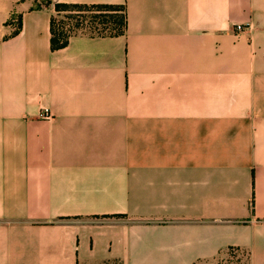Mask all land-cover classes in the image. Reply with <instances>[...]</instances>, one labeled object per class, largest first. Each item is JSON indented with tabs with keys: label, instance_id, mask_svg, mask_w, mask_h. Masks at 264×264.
<instances>
[{
	"label": "crops",
	"instance_id": "obj_1",
	"mask_svg": "<svg viewBox=\"0 0 264 264\" xmlns=\"http://www.w3.org/2000/svg\"><path fill=\"white\" fill-rule=\"evenodd\" d=\"M52 1L127 29L0 0V264H264V0Z\"/></svg>",
	"mask_w": 264,
	"mask_h": 264
},
{
	"label": "trees",
	"instance_id": "obj_2",
	"mask_svg": "<svg viewBox=\"0 0 264 264\" xmlns=\"http://www.w3.org/2000/svg\"><path fill=\"white\" fill-rule=\"evenodd\" d=\"M53 7L57 13L71 8H84V9H95L98 15L94 17L91 22V28H93L97 35H109V36H120L126 32L127 29V16L124 7H112V6H93V7H77L68 6L62 4H54L52 0H38L36 9H42V7ZM21 22L19 23V25ZM64 24L58 25L55 16L52 17V49L58 50L64 48L68 39L72 35H66L64 32Z\"/></svg>",
	"mask_w": 264,
	"mask_h": 264
},
{
	"label": "rangeland",
	"instance_id": "obj_3",
	"mask_svg": "<svg viewBox=\"0 0 264 264\" xmlns=\"http://www.w3.org/2000/svg\"><path fill=\"white\" fill-rule=\"evenodd\" d=\"M54 9V16L56 22L59 24L63 23L64 32L66 35L75 34H93L97 35L93 28H91V22L98 15L95 9H84V8H71L63 11L62 13H57ZM227 264H240L237 262L230 261Z\"/></svg>",
	"mask_w": 264,
	"mask_h": 264
},
{
	"label": "built area",
	"instance_id": "obj_4",
	"mask_svg": "<svg viewBox=\"0 0 264 264\" xmlns=\"http://www.w3.org/2000/svg\"><path fill=\"white\" fill-rule=\"evenodd\" d=\"M237 29H238L239 31H243V30L246 29V27L243 26V25H240V26L237 27ZM45 112L47 113V112H49V111H48V110H45Z\"/></svg>",
	"mask_w": 264,
	"mask_h": 264
}]
</instances>
